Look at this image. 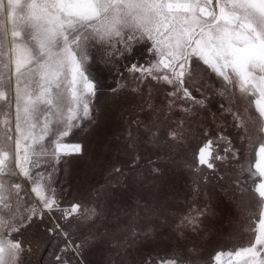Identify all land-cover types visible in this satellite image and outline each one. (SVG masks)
I'll return each instance as SVG.
<instances>
[{"label": "snow or ice", "instance_id": "6c2138e0", "mask_svg": "<svg viewBox=\"0 0 264 264\" xmlns=\"http://www.w3.org/2000/svg\"><path fill=\"white\" fill-rule=\"evenodd\" d=\"M112 72L124 83L106 84ZM144 81L164 93L159 108L151 90L141 105L149 156L131 160L151 197L118 199L125 173L116 167L65 202L56 173L68 177L89 157L99 115L130 84L142 94ZM169 165L205 180V170L239 165L228 179L247 193L254 223L238 246L205 247L208 202L174 208ZM170 218L171 234L157 231ZM152 236L169 242L140 264H264V0H0V264H26L42 237L59 243L52 264H127ZM107 253L116 258L94 259Z\"/></svg>", "mask_w": 264, "mask_h": 264}, {"label": "rangeland", "instance_id": "374dc122", "mask_svg": "<svg viewBox=\"0 0 264 264\" xmlns=\"http://www.w3.org/2000/svg\"><path fill=\"white\" fill-rule=\"evenodd\" d=\"M142 57L147 58L143 44L136 46L135 59L143 62ZM121 63H126V61H121ZM106 75V84L118 87L124 83L123 79L115 72ZM133 87L136 85L130 84L126 99L121 104L111 107L99 115V131L90 139L89 157L75 167L68 177L60 172L56 173L59 180L56 188L58 192L63 190L65 202L79 198L89 185L99 186L107 183L110 173L116 167L122 168L125 173V176L120 177L121 186H117L120 187L118 199L131 203L138 196L151 197L153 192L151 182L143 184L140 182L144 176L143 165L140 168L131 166V160L137 153H143L146 158L149 156L146 148L139 146V134L142 129L138 127V122L147 119L146 112L142 110L141 105L147 99L148 91L151 90L153 97L151 102L159 108L164 99V93L157 94L147 81L140 84V88L144 89L142 94L140 92L132 93L131 88ZM252 110H254V105ZM134 138L137 141L135 150L130 146ZM152 159L155 160L156 157L152 156ZM244 163L247 164L246 161ZM234 167L236 169L234 172L225 170L217 174H213L211 170H205L204 177L207 178L205 180L199 175L190 174L188 170L173 169L169 165L171 170L170 187L165 185L164 191L168 192L167 199L174 208H183L194 199L208 202L212 215L205 225H202L204 237L201 241L208 249L217 246L224 249L238 246L241 240L249 235L250 226L254 223L251 216L253 210L248 206L247 193L242 189L233 192L232 181L228 179L229 177L234 179L239 174V165ZM220 176H225V180L220 181ZM221 184L224 187H221ZM197 192H200L199 197L196 195ZM165 211L167 212V210ZM169 225H171V218L168 225L158 228L157 231L168 229L170 235ZM160 240H163L164 243L169 242L167 236L159 239L152 236L148 240L138 241L137 246L142 243L146 247L139 253L136 251V247H132L125 257L127 264H140V256L147 255V250L155 247V243H159ZM206 241H211V243H206ZM49 242L47 237H42L40 250L30 257L26 264H39ZM52 244V253L46 259L48 264H52L54 254L59 247L58 242H52ZM114 245L119 248L122 254L124 253L126 242L119 232L114 235ZM109 256L116 258L115 253H107L103 257L97 255L94 259L103 260ZM116 259L118 264V258Z\"/></svg>", "mask_w": 264, "mask_h": 264}, {"label": "trees", "instance_id": "16d2710c", "mask_svg": "<svg viewBox=\"0 0 264 264\" xmlns=\"http://www.w3.org/2000/svg\"><path fill=\"white\" fill-rule=\"evenodd\" d=\"M52 241L49 242V244L47 245L46 249L43 252V264H48V262H46L47 256L52 253L51 249H52ZM41 260V259H40Z\"/></svg>", "mask_w": 264, "mask_h": 264}]
</instances>
